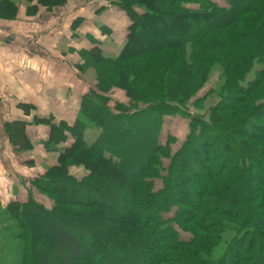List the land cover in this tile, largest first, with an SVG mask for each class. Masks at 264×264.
<instances>
[{"label": "trees", "instance_id": "obj_1", "mask_svg": "<svg viewBox=\"0 0 264 264\" xmlns=\"http://www.w3.org/2000/svg\"><path fill=\"white\" fill-rule=\"evenodd\" d=\"M35 1L27 15L65 2ZM224 1H110L129 21L125 43L80 52L94 86L74 123L33 116L49 127L47 152L71 144L31 182L50 209L28 194L0 210L8 264H44L49 249L46 264H264V0ZM0 11L10 21L17 5L0 0ZM213 72L219 83L197 98ZM175 116L188 134L172 152L175 138L158 139ZM2 131L25 140L24 123ZM71 166L87 175L74 178ZM43 219L50 235L37 247Z\"/></svg>", "mask_w": 264, "mask_h": 264}, {"label": "crops", "instance_id": "obj_2", "mask_svg": "<svg viewBox=\"0 0 264 264\" xmlns=\"http://www.w3.org/2000/svg\"><path fill=\"white\" fill-rule=\"evenodd\" d=\"M71 1L74 4L69 7ZM106 1L67 0L64 5L54 7L40 19L27 17L25 6L19 2L16 18L9 22L0 21V146L9 143L2 125L21 122L29 133L33 146L31 153H38L37 159L40 160L53 155L44 149L49 127L34 125L33 116L51 118L55 124L63 122L71 126L74 123L80 110V99L88 92L90 84L74 67L79 60L71 53L67 54L68 50L74 48L72 43L75 45L77 36H73L68 25L72 18L86 13L81 30L78 29L82 33H89V36L85 42L80 36L81 48L76 51L72 49L77 57L84 49L90 50L104 44L108 35L99 31L100 26L114 32L109 35L114 46L122 45L129 21L123 11L108 4L109 0ZM84 45L87 48H83ZM70 144L71 139L68 137L56 151L60 152ZM2 154L0 152V158ZM31 155L28 158L30 161L34 159ZM73 170L83 172L78 176ZM68 171L78 180L87 175L82 167L71 166Z\"/></svg>", "mask_w": 264, "mask_h": 264}, {"label": "rangeland", "instance_id": "obj_3", "mask_svg": "<svg viewBox=\"0 0 264 264\" xmlns=\"http://www.w3.org/2000/svg\"><path fill=\"white\" fill-rule=\"evenodd\" d=\"M66 1L67 0H65L64 4L66 3ZM110 1L111 0H109L108 4H111ZM212 1L216 2L221 7L226 6L224 0H212ZM19 2L22 3L26 9L27 6H29L31 3L34 4L36 1L34 0L28 4L24 1H21V0H19ZM18 3H15V4L17 5ZM73 4H74V1H71V3L69 4V7H71ZM34 6H36L35 9L34 8L30 9L31 12L29 13V15H27L25 13V15L27 17L29 16L31 18L40 19V17H42V16H44V17L47 16L46 12L48 13L51 11V9L56 7V6H53V7L47 9L45 7L38 6V5H34ZM59 6H61V5H59ZM115 7H117V6H115ZM18 8H19V4L17 5V9ZM98 8H100V6H98ZM89 13H91V12H89ZM16 16H17V14L11 20H14L16 18ZM85 16H87L85 12L82 14H78L76 17L73 16L74 19L72 18L71 21L69 22L68 26H70V28H71L70 30H71V32H73L72 33L73 36L77 35L74 39L75 45L72 43V46H74V48H72L73 51L78 50L79 47L81 48V45H80V40H82V39H80L81 37H83L84 42H85V38H87V36H89V33H85V32L82 33L80 31L81 27L83 25L82 22H83ZM49 17L51 20L53 19L52 16H49ZM67 18L69 19L70 17L67 16ZM0 21L9 22L8 20H3V19H0ZM75 21L78 22V25L75 28H73V23ZM76 28L77 29L80 28V30L79 29L76 30ZM99 31L108 35L107 39L104 40V44L101 45V48L103 49V55L115 54L124 45L125 42H123L122 45H118V46H114L112 44L111 38L109 35L114 34V32H112L108 27L100 26ZM126 34H127V31L125 33V38H126ZM70 46H71V44H70ZM69 48L70 47H68L67 50ZM83 48H87V47L84 45ZM72 49L68 50L67 54L71 53L73 56H75L77 58V60H79L78 64L75 66L73 65V66L76 67L75 69L77 70V72L81 76L84 77V79L90 84V88H92L94 86V74H93L92 68H89V67L87 68L85 61H84L85 56H82L79 54L78 56L80 58L77 57V55L72 51ZM84 50H83L84 52L90 51L88 49H84ZM218 83H219L218 73L213 72L209 82L207 83V85L197 94L196 97L197 98L202 97L209 89L215 88ZM112 98H113V100H116V101L125 102L124 98L122 97L121 92H117V91L113 92ZM214 102H215V98H213L212 100H208L205 103V105H203V109L209 108L210 105H212ZM190 111L192 113L195 112V113H199L201 115L203 114V112L195 111V109H192V108H190ZM25 133H26L25 140L23 142L21 141L20 138H15V142H16L15 144L16 145L9 142V143H7V145H1L0 146L1 154L3 151L5 152V154H2L3 157L0 158V170H1L0 171V206L3 204L2 207H0V210H3L5 208V206L7 205V203L10 201H13V200H18L19 202L25 201L28 194H29V196L32 197V199L36 203L42 205L46 209H50L53 206L52 201L48 197L41 194L40 192H38L34 188H32L31 182L34 179L38 178L40 176L41 172H43V174H44L46 169L55 162V159L57 158V155L59 152H56V151L51 152L53 155H51V157H49L47 159H41V160L37 159L39 157V154L38 153H31L33 150V146L30 142L29 133H27V131H25ZM187 134H188V121L183 119L182 117L175 116V117L167 118L164 120L162 129L159 133V139L158 140H159L160 144H163V143H165V140L168 136L175 138L176 143L174 145H172V152H175L179 148L180 144L183 142V140L185 139ZM95 136H96L95 131H93V130L87 131L85 133V140L89 143L94 139ZM60 144H62V143H59V145ZM59 145L56 146V149H58ZM10 148H11V151H10ZM11 154H13L12 159H11ZM30 154H32L31 156L34 157V159H32L31 161H30V159H28V158H30L29 157ZM41 169H43V170H41ZM73 172H75L78 176H80V174L83 171L82 170H73ZM158 187H159V185L157 186V188ZM115 205L119 206L120 202L119 201L115 202ZM36 223L37 224L39 223L41 225V234L37 237V243H38L37 247H44V245L42 243L43 242L46 243V239L50 235L49 229L46 227L47 220H45V219L38 220ZM180 236L182 239H187L189 237L188 235L183 234V233H180ZM50 256H51V253H50V249H49V251L47 252V255L44 257V264H46L48 262ZM107 260L110 261L112 259H110V257H108ZM9 261H11V260L8 259L7 257H5V258L2 257V251H1V253H0V264H8ZM86 262L87 263H84V264H92L90 261L86 260ZM11 264H13V263H11ZM79 264H81V263H79Z\"/></svg>", "mask_w": 264, "mask_h": 264}]
</instances>
